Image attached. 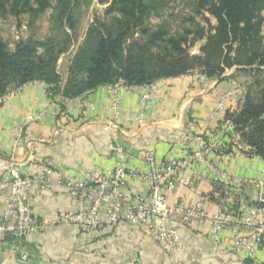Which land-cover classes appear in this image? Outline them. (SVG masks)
<instances>
[{
	"label": "crops",
	"instance_id": "1",
	"mask_svg": "<svg viewBox=\"0 0 264 264\" xmlns=\"http://www.w3.org/2000/svg\"><path fill=\"white\" fill-rule=\"evenodd\" d=\"M71 58L67 61L65 55L59 61L63 84ZM233 74L240 80L250 79L229 69L221 78L208 81L188 76L160 80L158 96L146 106L141 99L144 88L133 92L118 86L121 117L130 119L122 123L112 120L109 86L70 100L61 95L52 96L48 86L42 83L29 84L21 91L11 89L0 98V222L12 220L5 177L8 167L19 165L35 172L40 165L47 164L54 174L51 187L30 194L39 229L28 235L17 250L12 239L0 233V264H251L231 251L230 232H225L222 243L215 246L208 234L209 225L202 229L180 226L182 240L175 249L145 227L128 222L121 227L107 226L96 231L54 222L60 212L76 211L79 205L58 181L82 178L93 168H114L116 147L127 153L129 168H144L147 149H153L157 161L163 163L169 157L191 152L190 141L198 144L204 138L209 140L207 159L223 170L235 176L264 177L262 159L249 158L238 151L225 155L213 146L220 122L210 120V113L234 89L231 83L234 79L230 78ZM237 101L238 97L232 99L233 104ZM39 113H44L43 117L25 128L17 145V127L27 114ZM201 170L203 175L194 186L177 188L170 195L171 202L175 198L196 199V188H214L216 175L204 166ZM126 189L143 194L148 192V184L140 178H130ZM243 195L252 203L257 200L259 189L245 185ZM207 209L217 212L219 205L210 202ZM173 222L179 223V218L175 217ZM258 257L264 261V248Z\"/></svg>",
	"mask_w": 264,
	"mask_h": 264
},
{
	"label": "trees",
	"instance_id": "2",
	"mask_svg": "<svg viewBox=\"0 0 264 264\" xmlns=\"http://www.w3.org/2000/svg\"><path fill=\"white\" fill-rule=\"evenodd\" d=\"M81 1L0 0V17L27 13L29 26L54 10L53 34L45 40L31 34L12 50L0 33V98L36 81L47 85L52 96L75 99L120 82L143 86L195 71L214 79L235 69L254 79L245 87L239 107L228 110L226 118L233 123L232 132L251 148L250 154L264 157V0H197L195 16L178 32L167 22L156 28L149 24L165 8L163 0H97L108 4L111 17L89 25L63 84L59 61L77 40L75 9ZM200 41L205 42L199 53H190ZM226 146L225 153H231L233 143Z\"/></svg>",
	"mask_w": 264,
	"mask_h": 264
},
{
	"label": "built area",
	"instance_id": "3",
	"mask_svg": "<svg viewBox=\"0 0 264 264\" xmlns=\"http://www.w3.org/2000/svg\"><path fill=\"white\" fill-rule=\"evenodd\" d=\"M187 76L198 81L209 80L198 71L172 79ZM167 79L171 78H165ZM157 82L143 86H128L123 82L107 85L110 87L112 99V120L121 123L130 120L121 117L120 97L116 87L124 86L125 89L133 92L144 88L141 99L143 106H146L150 99L158 96ZM38 83L41 82L29 84ZM231 83L234 89L227 92L210 113V120L220 122L213 146L226 155V145L232 142V152L238 151L246 157L264 161V157L250 154L251 148L241 142L238 134L232 132L233 123L226 118L227 111L236 110L245 94L243 87L237 81L232 80ZM27 85L17 90L21 91ZM235 97H238V101L233 104L232 99ZM43 115L44 113L27 114L24 117L17 127V145L25 128L41 119ZM208 143L209 140L204 138H201L198 144L190 141L191 152L182 157H169L163 163L157 161L153 149H147L144 152V168H129L127 153L123 148L116 147L114 158L117 165L114 168H93L82 178L58 181V185L75 198L79 205L76 211L60 212L54 222L74 224L92 231L107 226L121 227L128 222L145 227L158 240L175 249L182 240L180 226H198L202 229L209 225L208 234L215 246L222 243L225 232H230L231 251L234 254L248 259L251 264H264V261H260L258 257L259 251L264 248V206L262 205L264 177L254 179L235 176L223 170L218 164L207 159ZM201 166L216 175L217 183L214 188L210 190L196 188V199L185 201L175 198L171 202L170 195L177 188L193 187L202 177ZM262 173L264 175V170ZM53 174L54 169L47 164L40 165L35 172H28L19 165H11L5 171L12 220L0 222V233L12 239L16 250L20 248L23 240L37 231L40 226L34 216L30 194L51 187ZM130 178L144 180L148 184V192L138 194L127 191ZM248 184L259 189V196L252 203L247 202L243 195V188ZM210 202L219 205L217 212L208 211L207 205ZM175 217L179 218V223L173 222ZM23 258L27 259L26 256Z\"/></svg>",
	"mask_w": 264,
	"mask_h": 264
},
{
	"label": "rangeland",
	"instance_id": "4",
	"mask_svg": "<svg viewBox=\"0 0 264 264\" xmlns=\"http://www.w3.org/2000/svg\"><path fill=\"white\" fill-rule=\"evenodd\" d=\"M163 1L166 3L165 8L158 16L152 17V19L149 21L150 26L152 28H156L163 22H167L172 26L173 31L176 32L182 31L184 27H188L190 24L189 18L191 16H195L194 8L197 0ZM107 7L108 4H101L97 0L81 1V3L75 9V18L78 24L77 40L72 46V51L64 54L61 58L66 55L68 61V59L73 56L76 49L84 42L86 31L91 23L95 22L97 19L103 20L111 17V15L106 13ZM53 14V8L48 9L38 18L33 26H29L30 15L27 13L22 14L19 18H16L11 14L0 17V33L3 39L9 43L12 50L15 48V45L19 40L27 39L31 34H34L35 39L45 40L53 34ZM197 19L200 21L201 17H197ZM213 21L215 22L214 19ZM204 42L205 41L198 42L195 47L190 49V53H199V46ZM253 79L254 77L245 81L240 80L239 77H235V80L239 83H242L245 87L248 86V84L253 81Z\"/></svg>",
	"mask_w": 264,
	"mask_h": 264
}]
</instances>
